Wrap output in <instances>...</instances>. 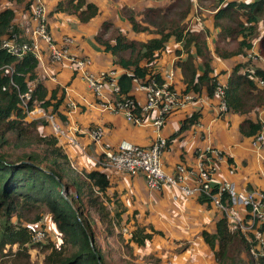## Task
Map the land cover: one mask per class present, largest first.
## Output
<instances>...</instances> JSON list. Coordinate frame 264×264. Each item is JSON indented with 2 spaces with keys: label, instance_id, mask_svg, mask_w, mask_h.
Masks as SVG:
<instances>
[{
  "label": "trees",
  "instance_id": "1",
  "mask_svg": "<svg viewBox=\"0 0 264 264\" xmlns=\"http://www.w3.org/2000/svg\"><path fill=\"white\" fill-rule=\"evenodd\" d=\"M197 4L214 11L213 25L218 33L213 51L207 42L208 31L189 27L186 21L193 0H173L165 7L147 8L140 18L123 8L122 14L134 32L156 35L145 42L129 40L110 21L102 22L95 40L114 56V64L123 70L118 76L121 95L134 98L133 78L141 81L152 78L163 83L164 75L154 65L169 39L174 38L182 46L175 63L183 77L182 92L200 94L204 89L209 97L214 96L219 75L211 67L212 54L223 59L240 56L244 59L232 67L224 89L227 112L240 115L256 112L264 106V86L257 81L264 82V66L249 59L247 52L264 27V0H197ZM53 12L75 15L85 23L99 14V8L87 0H58ZM16 15L13 7L0 10V264H132L121 256L116 259L110 251L108 255L113 262H107L91 226V222L97 225V221L104 241L111 239L118 245L122 242L124 252L136 264L135 247L145 245L158 232L135 226L124 237L121 231L117 233L116 226L121 230L125 225L121 224L117 209L112 213L108 208V202L116 203L106 195L110 186L106 173L100 169L76 172L57 137L40 130V124L48 125V121L27 120L28 112L37 106L56 115L58 120H66L60 113L65 91L50 93L38 74L40 61L35 55L18 59L2 47L5 37L22 35L15 22ZM25 93L31 94L27 105L22 98ZM133 113L141 116L136 102ZM199 118V112L186 117L179 132L197 124ZM260 126L258 121L244 119L240 132L255 136ZM69 189L76 192L75 199ZM198 201L210 205L204 199ZM46 213L61 235L59 244L34 242L32 225ZM201 237L217 264H264V257L256 258L252 253L254 243L250 236L233 226L225 215L215 222L213 231L202 230ZM35 248L44 254L40 263L33 261Z\"/></svg>",
  "mask_w": 264,
  "mask_h": 264
},
{
  "label": "crops",
  "instance_id": "2",
  "mask_svg": "<svg viewBox=\"0 0 264 264\" xmlns=\"http://www.w3.org/2000/svg\"><path fill=\"white\" fill-rule=\"evenodd\" d=\"M87 1L94 2L98 6L99 14L82 25L83 22L79 21L75 15L53 12L58 0H50L53 5L49 9L52 34L58 42H62L65 36L72 34L74 36L73 53L90 56L91 71L107 72L115 69L121 74L123 70L114 64V56L95 41V35L102 22L110 21L129 40L145 42L156 35L134 32L127 18L122 14L123 8L132 10L140 18L145 9L165 7L173 0ZM213 13L211 9L201 7L197 4V0H193L192 12L186 19L189 27L208 31L207 42L211 51L218 33V29L213 25ZM15 22L25 38L31 37V10L18 14ZM261 35L264 36V31ZM41 48L43 61L38 68L40 79L50 93L58 89L59 93L65 91V101L60 107V113L66 120L60 118L59 121L68 129L74 127L78 129L76 135L79 146H69L68 150L73 169L76 172H88L95 169L105 172L110 181L106 195L116 203L117 211H115L120 213L118 218L125 223L129 221L127 225H132L131 229L140 226L147 231L152 228L158 232L145 245L135 247L134 254L137 262L151 264L144 260L148 256L150 257L148 260L157 261L155 264H217L211 249L203 241L201 232L214 230L215 222L222 216L219 210L206 203H200L197 199L184 197L176 190L170 193L162 189H150L142 173L118 171L102 157L104 147H114L121 141L149 146L157 134L151 125L155 113L150 111L144 114L143 123L134 124L127 121L120 113L99 108L97 99L91 93L82 74L76 73L67 64H51L47 44L41 42ZM177 51H182L181 43L170 38L165 50L157 59L154 69L164 76L173 71L172 87L183 91V77L175 64ZM212 55L211 67L214 73L219 75V84L225 85L232 67L244 58L234 56L223 59L214 53ZM199 67H201L200 63ZM105 94L111 99L115 97L108 88L105 89ZM134 96L141 105L144 101L143 93L137 92ZM218 104V98L209 97L203 89L200 94H196L192 103L167 116L161 129V135L168 141L160 158L163 168L173 172L179 163L195 165L198 155L207 153L206 149L211 148L221 151L223 155L212 156L208 153V157L216 167V179L233 182L238 192L257 188V186L264 189V177L262 180H256L253 174L255 166L260 173L264 172V169L260 167L261 163L264 164V147L255 146L253 136H244L240 132V124L244 119L257 121L260 115H264L262 112L264 106L248 114L227 112L217 117ZM40 109L42 107H35L34 113L29 114L27 120L45 119ZM194 112L200 113L198 123L179 132L184 119ZM39 127L44 133L51 132L49 125L41 123ZM91 128L101 129L103 135L99 143L93 142L86 133ZM235 130L239 133L236 134ZM241 136L247 137L249 141ZM248 160L250 161L249 170L246 171ZM231 168H234L232 174H230ZM240 170L241 173H239ZM173 193L178 195L176 201L171 197Z\"/></svg>",
  "mask_w": 264,
  "mask_h": 264
},
{
  "label": "built area",
  "instance_id": "3",
  "mask_svg": "<svg viewBox=\"0 0 264 264\" xmlns=\"http://www.w3.org/2000/svg\"><path fill=\"white\" fill-rule=\"evenodd\" d=\"M31 23V37L25 38L23 35L5 37L2 47L18 59L33 54L42 62L41 42H45L48 46L49 62L67 64L76 73H81L88 88L95 95L99 108L112 113H120L127 121L134 124H142L144 114L150 111L155 113L151 125L157 134L149 146L121 141L114 147H104L102 157L118 171L142 173L150 189H162L170 193L176 190L187 198L204 199L222 215H225L233 226H237L245 235L250 236V241L254 243L252 253L256 258L264 257V190L250 189L238 192L233 182L216 179V167L208 157V153L212 156H223L221 151L207 148V153L198 155L195 165L179 163L173 172L166 171L161 164V154L166 147V139L161 135L165 120L173 111L192 103L196 94L184 93L173 88V71L164 76L163 83H158L152 78L147 81L133 78L131 94L134 96V93L142 92L144 95L143 103L138 104L141 116H137L133 113V108L134 103L138 102L135 96L127 99L121 95L117 70L93 72L90 69L92 61L88 56L73 53L74 39L72 36H65L62 42L55 40L50 28L49 8L45 0H32ZM247 57L264 66V57L252 49L248 51ZM257 81L260 86H264L262 80L257 79ZM226 86L227 84H219L214 91V97L218 98L219 103L216 109L217 117H221L228 111L224 99ZM106 88L115 95L114 98L106 96ZM22 98L23 103L27 105L31 94L25 93ZM40 112L48 121L51 132L67 153L69 146H79L76 127L68 129L56 115L47 114L43 108ZM262 112H264V107ZM28 113L32 114L34 111ZM257 121L261 126L259 132L253 136V144L257 147H264V115H260ZM86 133L95 143H99L103 135L99 128H91ZM232 173H234V168L230 170V174ZM63 191L64 195H67L66 189ZM69 194L74 199L77 197L72 189H69ZM171 197L176 201L178 195L173 193ZM241 209L244 210L242 216L239 213ZM121 232L123 235L130 234V230L126 227H122ZM44 236V231H36L33 239L41 241Z\"/></svg>",
  "mask_w": 264,
  "mask_h": 264
},
{
  "label": "rangeland",
  "instance_id": "4",
  "mask_svg": "<svg viewBox=\"0 0 264 264\" xmlns=\"http://www.w3.org/2000/svg\"><path fill=\"white\" fill-rule=\"evenodd\" d=\"M31 1L32 0H26L24 3H20V2H12V1H9V0H2L0 2V10L3 9V8H6V7H13L15 10H16V18L18 16V14H21V13H25L28 11L30 5H31ZM45 2L47 3L48 5V8L51 9L52 8V3L50 2V0H45ZM31 10V8L29 9ZM16 21V20H15ZM80 23V22H79ZM87 23V22H85ZM85 23H82V25H84ZM262 31H264V27L261 28ZM262 33V32H261ZM70 36L74 37L72 34H70ZM96 41V40H95ZM98 43V42H97ZM254 52L258 53L259 55L263 56L264 57V36L260 35L257 39L254 40L253 42V47L251 48ZM88 56V55H87ZM91 61H92V58L90 56H88ZM249 66L250 68L253 67L252 64L249 63ZM92 93V92H91ZM90 93V94H91ZM93 94V93H92ZM91 94V95H92ZM94 95V94H93ZM232 129V127H231ZM230 129V130H231ZM229 130V131H230ZM235 133L238 134L239 131L238 130H235ZM230 140L232 141V137L230 136L229 137ZM241 138L243 139H247L242 137ZM248 140V139H247ZM249 141V140H248ZM252 147V146H251ZM248 167L246 168V171L249 170V164H250V161L248 160L247 163ZM260 167L262 169H264V164L261 163L260 164ZM242 171L240 170L239 173H241ZM253 174L255 176V179L256 180H262L263 177H264V172L263 173H260L257 169V166H255L254 170H253ZM252 189H256V190H264V189H261V187H258L257 188H252ZM71 195V194H70ZM111 202V201H110ZM108 202V208L111 210L112 213L115 212V210L117 209V206H115V204L113 203H110ZM115 206V208H114ZM243 212L244 210H240V215L242 216L243 215ZM129 221H126V223H128ZM97 225L93 222H91V226H92V229L94 230L95 234H96V237L98 239V242L99 244L101 245V248H102V252L104 253V255L107 257V262L109 263V261H112V259L109 257L108 253L109 251L112 252V254H115L116 256V259H119V257L121 256L123 259L131 262L132 260L130 259V256L126 254V252H124L123 250V243H118L117 242H113L111 239H106L104 241V237L103 235L101 234V228H100V224L99 222L97 221L96 222ZM126 223L122 220L121 221V224L125 225V226H122V227H126L128 230L131 229V226L132 225H126ZM120 224V225H121ZM33 229L36 231H44L45 233V236L41 239V241H43V243L45 244H49V243H57L59 244L60 241H61V235L59 234L57 228H56V225L55 223L52 221L51 217L46 213L42 216L41 220H39L36 224H33L32 225ZM120 226H116V232L118 233L119 231H121L119 229ZM123 237L125 235H122ZM34 242H38V241H34ZM43 253L41 252L40 248H35L33 251H32V258H33V261L37 262V263H40L42 260H43ZM137 258V257H136ZM150 257H146L144 260H147V262H150L151 264H155L157 261L155 260L153 262V260H148ZM113 262V261H112ZM134 262L137 264V259L134 260ZM146 262V261H144ZM115 264H121V263H115ZM140 264V263H138Z\"/></svg>",
  "mask_w": 264,
  "mask_h": 264
}]
</instances>
